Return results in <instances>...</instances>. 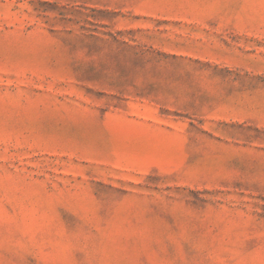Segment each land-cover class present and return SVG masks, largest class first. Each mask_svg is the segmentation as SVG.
Here are the masks:
<instances>
[{"label":"rangeland","instance_id":"obj_1","mask_svg":"<svg viewBox=\"0 0 264 264\" xmlns=\"http://www.w3.org/2000/svg\"><path fill=\"white\" fill-rule=\"evenodd\" d=\"M0 264H264V0H0Z\"/></svg>","mask_w":264,"mask_h":264}]
</instances>
